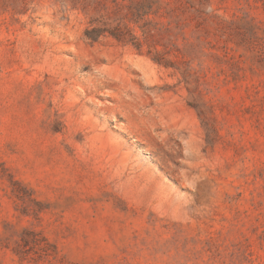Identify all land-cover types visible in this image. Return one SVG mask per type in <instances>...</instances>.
<instances>
[{"label": "rangeland", "instance_id": "rangeland-1", "mask_svg": "<svg viewBox=\"0 0 264 264\" xmlns=\"http://www.w3.org/2000/svg\"><path fill=\"white\" fill-rule=\"evenodd\" d=\"M0 264H264V0H0Z\"/></svg>", "mask_w": 264, "mask_h": 264}, {"label": "trees", "instance_id": "trees-1", "mask_svg": "<svg viewBox=\"0 0 264 264\" xmlns=\"http://www.w3.org/2000/svg\"><path fill=\"white\" fill-rule=\"evenodd\" d=\"M151 5L148 3H141L140 6L136 9L135 13H133V16L135 17V22H141L143 20V17L145 14H147V9L150 8ZM143 28V32L145 35V38H148L151 36L150 29L146 27L145 24L141 26ZM111 34L114 38H116L120 42H131L135 44L138 48L141 47L142 42L138 40L134 35H131L128 30L123 29L120 26H117L113 31H111Z\"/></svg>", "mask_w": 264, "mask_h": 264}]
</instances>
